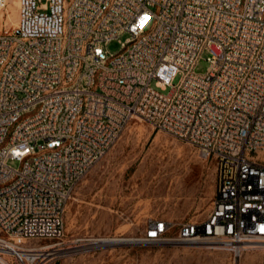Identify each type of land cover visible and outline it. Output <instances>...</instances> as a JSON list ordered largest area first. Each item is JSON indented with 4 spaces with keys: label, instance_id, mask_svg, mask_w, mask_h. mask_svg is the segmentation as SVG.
I'll return each mask as SVG.
<instances>
[{
    "label": "built area",
    "instance_id": "2783aa9c",
    "mask_svg": "<svg viewBox=\"0 0 264 264\" xmlns=\"http://www.w3.org/2000/svg\"><path fill=\"white\" fill-rule=\"evenodd\" d=\"M8 3L0 0V14ZM18 8L17 25L0 32L1 264L62 256L74 189L133 120L194 146L216 179L203 219L150 217L137 243L235 260L264 249V0H18ZM125 32L120 52L105 50ZM204 53L210 66L198 74Z\"/></svg>",
    "mask_w": 264,
    "mask_h": 264
},
{
    "label": "rangeland",
    "instance_id": "374dc122",
    "mask_svg": "<svg viewBox=\"0 0 264 264\" xmlns=\"http://www.w3.org/2000/svg\"><path fill=\"white\" fill-rule=\"evenodd\" d=\"M19 19L18 0H9L0 14V32L16 26ZM129 35L122 33L108 42L105 50L120 52L121 42ZM207 57V53L202 55L196 73L207 72ZM178 81L179 77L174 83ZM170 89L158 88L164 93ZM258 158L264 161V152ZM215 184L211 159L151 124L133 120L74 189L65 215V254L54 264H264L263 248L235 260L229 253L206 247L137 243L136 237L143 235L150 217L175 223L203 219L210 209ZM99 237L133 240L82 248L92 242L87 239Z\"/></svg>",
    "mask_w": 264,
    "mask_h": 264
},
{
    "label": "bare ground",
    "instance_id": "6f19581e",
    "mask_svg": "<svg viewBox=\"0 0 264 264\" xmlns=\"http://www.w3.org/2000/svg\"><path fill=\"white\" fill-rule=\"evenodd\" d=\"M92 242H90L87 246L82 247V248H91V247H97V246H102L106 243L109 244H116L119 242H126V241H132L133 238H120V237H111V238H105V237H99V238H92ZM132 243V242H131ZM65 249L60 251V254L62 255L64 253ZM65 254V253H64ZM67 254V252H66Z\"/></svg>",
    "mask_w": 264,
    "mask_h": 264
}]
</instances>
